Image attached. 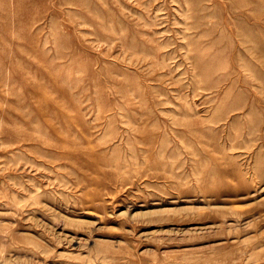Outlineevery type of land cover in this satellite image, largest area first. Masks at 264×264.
I'll list each match as a JSON object with an SVG mask.
<instances>
[{"label":"rangeland","instance_id":"rangeland-1","mask_svg":"<svg viewBox=\"0 0 264 264\" xmlns=\"http://www.w3.org/2000/svg\"><path fill=\"white\" fill-rule=\"evenodd\" d=\"M0 264H264V0H0Z\"/></svg>","mask_w":264,"mask_h":264},{"label":"bare ground","instance_id":"bare-ground-1","mask_svg":"<svg viewBox=\"0 0 264 264\" xmlns=\"http://www.w3.org/2000/svg\"><path fill=\"white\" fill-rule=\"evenodd\" d=\"M245 35H246V34H245ZM248 35H249V34H248ZM249 36L251 37V35H249ZM246 37H247V35H246ZM246 37H245V38H246ZM250 37H248V38H250ZM248 38H247V39H248ZM243 40H244V39H243ZM249 40H250V39H249ZM247 41H248V40H247ZM247 41H246V42H247ZM95 160H96V159H95Z\"/></svg>","mask_w":264,"mask_h":264}]
</instances>
